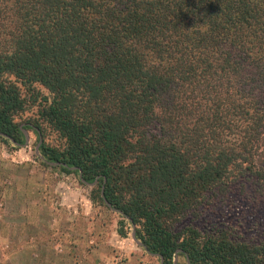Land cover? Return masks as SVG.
Masks as SVG:
<instances>
[{"label":"trees","instance_id":"trees-1","mask_svg":"<svg viewBox=\"0 0 264 264\" xmlns=\"http://www.w3.org/2000/svg\"><path fill=\"white\" fill-rule=\"evenodd\" d=\"M30 130L161 264H264V242L175 230L264 193V0H0V140Z\"/></svg>","mask_w":264,"mask_h":264},{"label":"rangeland","instance_id":"rangeland-1","mask_svg":"<svg viewBox=\"0 0 264 264\" xmlns=\"http://www.w3.org/2000/svg\"><path fill=\"white\" fill-rule=\"evenodd\" d=\"M34 114L33 107L18 120ZM26 133L20 148L0 140V264H161L134 239L131 225L125 223L122 238L119 215L91 201L96 184L43 167L37 160L38 138L32 130ZM251 191L232 189L175 230L186 225L201 233L224 228L238 241L264 242V193ZM185 263L177 256L175 264Z\"/></svg>","mask_w":264,"mask_h":264},{"label":"water","instance_id":"water-1","mask_svg":"<svg viewBox=\"0 0 264 264\" xmlns=\"http://www.w3.org/2000/svg\"><path fill=\"white\" fill-rule=\"evenodd\" d=\"M24 136H25V144H26V142H27V139H28V137H27V133L24 131ZM38 147H39V144H38V146H37V148H36V151H37V153H38ZM39 154V153H38ZM51 166H57L58 164H50ZM73 170H74V168H73ZM94 184H96V181L93 183V184H89V185H94ZM107 204V203H106ZM107 206L110 208V206H109V204H107ZM113 210V209H112ZM134 232V231H133ZM133 237H134V233H133ZM134 239H135V237H134ZM136 240V239H135ZM137 241V240H136ZM138 242V241H137ZM139 243V242H138ZM140 244V243H139ZM141 245V244H140ZM176 258H177V254L175 255V257H174V264H175V261H176Z\"/></svg>","mask_w":264,"mask_h":264}]
</instances>
